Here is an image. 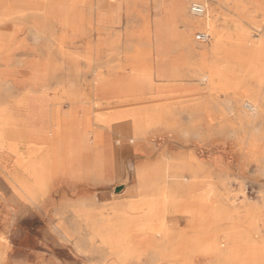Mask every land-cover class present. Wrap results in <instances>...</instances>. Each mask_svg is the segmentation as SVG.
Listing matches in <instances>:
<instances>
[{
	"label": "rangeland",
	"instance_id": "rangeland-1",
	"mask_svg": "<svg viewBox=\"0 0 264 264\" xmlns=\"http://www.w3.org/2000/svg\"><path fill=\"white\" fill-rule=\"evenodd\" d=\"M49 1L50 8L55 12L47 15L43 12H15L18 9H45L44 5H14L10 0H0V41H12L6 50L0 53V86L10 88V82L31 77L38 67L44 66L46 61L50 60L53 67L55 65V78L50 90L52 91L57 88L59 80L65 79V70L60 68V64L64 62L63 56H76L79 59L76 66L79 72L76 90L81 96L77 104L79 109L76 111L80 122V136L86 150L97 151L103 157L102 160H108L109 178L102 184H96L71 179L65 175L59 178L58 186L50 184L45 193L29 198L13 181L19 171L14 168L13 155L8 151L11 142H19L17 136L27 134H9L7 131L0 134L4 136L0 141V264H107L108 249L101 244L96 228L112 216L109 208L113 203L135 200L133 195L126 193L123 196L121 191L115 192V188L120 187L123 181L129 189L136 187V178L130 175L146 162L165 164L170 154L184 157L192 155L193 150H196L197 154L207 150L204 142H200V148H196L192 144L173 141L170 138L179 136L187 140L191 136H198L197 134L206 136L205 128L210 123L216 129L221 124L225 131H217L215 134L214 138L218 142L216 146L221 148L219 147L213 155L219 156L220 169L225 170L226 174H212V183L219 194H228L231 211L247 214L250 216L247 221L257 220L258 234L264 240V118L254 124L241 125L225 93L214 94L206 82H190L188 85L195 87L199 93L189 103L196 106L199 102L206 105L208 111L201 110L191 117L184 113L176 116L181 123L169 129L159 124L152 125L140 141L139 145L143 148L141 152H125L129 149L120 144L119 136L113 131L114 125L110 123L115 120L108 118L118 109L105 105L96 107L99 101L92 95V91L97 71L106 74L110 66L124 62L127 55L138 52V55L142 56L144 50L152 59L164 56L172 59L177 54L172 41L166 38V25L160 21V18L171 15L165 12L167 0H81V3L79 0L74 5L69 4L68 0L67 7L64 0ZM193 4L203 7L205 5L208 9L207 21L214 22L216 26L226 24L230 18L235 19L248 30L250 41L259 42L264 48V0H189L182 14V20L185 22L182 24L178 21L175 24L178 31L187 32L185 36H189L191 43L196 46L194 52L184 54L183 60L188 65L193 64V59L200 56L198 47H207L212 41L210 38L207 41L198 38L200 34H208L207 29L193 28L190 22L186 23L190 16H197L191 11ZM234 4L243 6L241 14L234 12ZM64 8L71 10L64 11ZM197 18L205 21L204 17ZM6 34L12 35L3 36ZM229 40L242 52L248 45L236 35H232ZM104 55L109 57L108 66L104 64L106 58L99 59ZM235 55L239 56L240 52L236 50ZM85 56L92 58L91 66L87 65ZM204 56L210 59L212 54L206 52ZM161 67L162 65L155 64V69ZM119 79L120 77L116 76L112 81L118 82ZM222 82L218 81L217 84ZM165 84L159 80L156 83L158 86ZM30 90L31 86L26 82L25 86L23 84L19 87L20 93L14 97L25 96L29 99ZM263 92L264 85L261 88V96L264 95ZM49 93V99L59 96L58 92ZM238 93L244 98L249 95L243 91ZM65 103L62 104L63 111L68 110ZM167 103L158 101L159 105ZM21 111L24 114L26 112L24 109ZM97 117H103L104 123H97ZM193 121L195 123L191 124ZM35 124L36 121H33L29 125L30 128L41 127L40 123ZM251 144L256 147L251 148ZM19 147L18 143L17 151L26 154L25 150ZM120 148L124 152H119ZM210 151L208 154H212ZM201 156L202 154L197 155ZM171 160L180 162L179 159ZM92 164L93 159H83L84 167H91ZM185 179L182 181L186 182ZM73 187L77 188V191L72 192ZM76 208H81L83 215L75 214ZM177 219L180 228L185 229L186 219ZM174 222L173 219L167 218L169 225ZM232 224L222 222L218 225L220 228L236 226ZM245 225L246 222L238 226L244 230ZM212 231L217 233L218 229L214 228ZM149 236L148 233L145 234V238ZM132 239L135 243L141 238L138 234H132ZM222 254H203L192 264H236L222 257ZM146 260V257H142L139 262L127 261L122 264H147Z\"/></svg>",
	"mask_w": 264,
	"mask_h": 264
},
{
	"label": "bare ground",
	"instance_id": "bare-ground-1",
	"mask_svg": "<svg viewBox=\"0 0 264 264\" xmlns=\"http://www.w3.org/2000/svg\"><path fill=\"white\" fill-rule=\"evenodd\" d=\"M77 2L78 0H69V4ZM10 3L46 6L45 9L28 8L15 12H43L47 15L55 12L50 8L49 0H10ZM203 8V14L198 17H204L205 21L198 20L197 16H190L189 22L193 28L207 29L206 36L209 40L212 39L211 44L198 47L200 56L193 59V64L188 65L183 60L184 54L194 52L196 46L191 43L189 36H185L187 32L171 29L173 48L177 51L169 73L171 82L163 86L153 82L152 59L145 50L142 56L138 52L127 55L124 62L110 66L106 74L100 71L95 73L92 95L99 101L96 107L105 105L118 109L108 118L115 120L110 123L114 125L113 131L119 136L120 144L129 149L125 152H141L143 148L139 145L140 141L152 125L159 124L169 129L181 123L176 116L184 113L191 117L201 110L208 111V107L199 102L196 106L189 103L199 93L195 87L188 85L190 82H206L214 94L225 93L241 125L254 124L264 118V95H260L264 85V48L261 43L250 41L248 30L233 18L220 26L207 21L208 9L205 5ZM233 10L239 15L243 6L234 4ZM145 34L147 35V30ZM10 35L12 34L3 36ZM232 35L248 43L243 52L230 42ZM11 42L1 40L0 53ZM236 50L240 52L239 56H234ZM206 52L212 54L210 59L205 58ZM103 58H106L104 64L108 66L109 57L104 55L99 59ZM62 59L64 62L60 64V68L65 70V79L59 80L57 88L52 91L55 65L53 67L50 60L44 66L38 67L31 77L14 81L13 84L10 82V88L0 86V134L6 131L27 134L17 136L19 148L24 149L26 154L17 151L18 143L11 142L8 151L13 155L14 168L19 171L13 181L29 198L45 193L50 184L58 186L59 178L65 175L71 179L96 184H102L109 178L108 160H102L103 157L97 151L86 150L80 136V122L76 116L79 109L77 104L81 100L76 90L79 74L76 66L79 59L72 55H65ZM84 59L88 66L92 65L91 57L85 56ZM116 76L120 77L118 82L112 81ZM218 81L223 82L219 85ZM26 82L32 89L28 92L31 94L30 98H15V94L20 93L19 87L23 84L25 86ZM239 91L249 95L244 98ZM49 92H58L59 96L49 99ZM158 101L168 103L159 105ZM64 102L68 105L67 111L62 110ZM22 109L26 111L25 114ZM33 121H36L35 125L40 123L41 127L30 128ZM96 122L104 123V118L97 117ZM205 130L206 136L197 134L198 136H191L187 140L179 136L170 138L192 144L196 148H200V142L206 143L205 148L208 151H199L201 157H197L196 150H193L192 155L184 157L170 154L167 156L169 160L179 159L180 162H146L133 174H129L136 178V187L129 189V185L127 188V183L123 181L119 191L123 196L126 193L133 195L135 200L113 203L109 208L112 216L96 228L101 244L108 249L107 264L139 262L142 257H146L147 264H192L203 254L220 253H223L222 257L236 264H264V240L258 234L257 220L247 221L250 218L247 214L231 211L228 194H219L212 183V174H226L225 170L220 169L219 156L213 155L220 147L216 146L218 142L214 136L217 131L225 133L223 126L219 124L216 129L210 123ZM3 138L4 136H0V141ZM250 147L254 149L256 146L251 144ZM209 150L212 154H208ZM120 152L124 151L120 148ZM83 159H93L92 166L84 167ZM76 189L73 187L71 191ZM74 213L83 215L81 208H76ZM168 217L175 222L169 225ZM178 217L186 219L185 229H181L176 222ZM222 222L236 226L220 228L218 224ZM245 222L243 230L238 225ZM214 228L218 229L217 233L212 231ZM147 233L150 236L145 238ZM132 234H138L142 241L140 239L134 243Z\"/></svg>",
	"mask_w": 264,
	"mask_h": 264
},
{
	"label": "crops",
	"instance_id": "crops-1",
	"mask_svg": "<svg viewBox=\"0 0 264 264\" xmlns=\"http://www.w3.org/2000/svg\"><path fill=\"white\" fill-rule=\"evenodd\" d=\"M159 1H164V0H159ZM188 1L189 0H167V5L165 6V12L169 13L171 15L160 18V21H162V23H164L163 25H166V27H165L167 29L165 31L166 38L168 40H171L172 44H173V38L170 34V31L173 28L176 29L175 24L178 21H180L182 24H183V22H185L182 20V16H183L182 14H184V12H185L186 4ZM78 2H79V0H78ZM81 2L82 1L80 0V3ZM50 3H51V1H50ZM67 3H68V0H64V5L66 7H67ZM63 10L67 11L68 8L67 9L64 8ZM186 23L189 24V20H186ZM162 28H164V27H162ZM172 61H173V58L169 59V58H166L165 56L162 58L157 57L156 59H152V64H153L152 65V79H153V82L157 83V80L165 82V83L171 82V81H169L171 78V77H169L170 76L169 73L171 72V69H172ZM155 64H157L159 66L162 65L161 69L160 68L155 69Z\"/></svg>",
	"mask_w": 264,
	"mask_h": 264
},
{
	"label": "built area",
	"instance_id": "built-area-1",
	"mask_svg": "<svg viewBox=\"0 0 264 264\" xmlns=\"http://www.w3.org/2000/svg\"><path fill=\"white\" fill-rule=\"evenodd\" d=\"M191 11L193 12L194 15L199 16V15L203 14V12H204V8H203L202 5H199V4H193L192 7H191ZM198 38H199L200 40H202V41H207V40H208V37H207L206 35H204V34H200V35L198 36Z\"/></svg>",
	"mask_w": 264,
	"mask_h": 264
},
{
	"label": "water",
	"instance_id": "water-1",
	"mask_svg": "<svg viewBox=\"0 0 264 264\" xmlns=\"http://www.w3.org/2000/svg\"><path fill=\"white\" fill-rule=\"evenodd\" d=\"M121 189V187L115 188V192H118Z\"/></svg>",
	"mask_w": 264,
	"mask_h": 264
}]
</instances>
